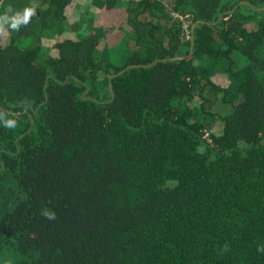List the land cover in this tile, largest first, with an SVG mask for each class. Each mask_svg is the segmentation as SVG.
Segmentation results:
<instances>
[{"label": "trees", "instance_id": "trees-1", "mask_svg": "<svg viewBox=\"0 0 264 264\" xmlns=\"http://www.w3.org/2000/svg\"><path fill=\"white\" fill-rule=\"evenodd\" d=\"M73 1L0 0V264H264V0Z\"/></svg>", "mask_w": 264, "mask_h": 264}, {"label": "rangeland", "instance_id": "rangeland-1", "mask_svg": "<svg viewBox=\"0 0 264 264\" xmlns=\"http://www.w3.org/2000/svg\"><path fill=\"white\" fill-rule=\"evenodd\" d=\"M101 2L102 0H74L69 7L68 16L63 20L65 27L61 28L60 32L69 35L82 33L89 26L92 28L95 21L101 24L96 31L99 32L104 46L109 49L110 53L117 54V59L114 56L115 60L122 63L130 51L131 36L125 28L116 23V15L111 10L105 11ZM181 18L184 23L189 24L186 16ZM187 29L189 30V25ZM40 34L44 41L53 40L51 27L43 28ZM44 47L49 53L55 51L48 43H44Z\"/></svg>", "mask_w": 264, "mask_h": 264}, {"label": "clouds", "instance_id": "clouds-1", "mask_svg": "<svg viewBox=\"0 0 264 264\" xmlns=\"http://www.w3.org/2000/svg\"><path fill=\"white\" fill-rule=\"evenodd\" d=\"M11 10H12V8H11V6H9L6 11H11ZM34 15H35V7L34 6L25 7L22 12H16L15 15H12L10 17H6V14L0 15V21H3V22L10 21V27L13 29H17L18 26L21 24L27 25ZM2 30H3V23H0V31H2ZM7 126L10 128L14 127L15 121L14 120L8 121ZM42 214L48 219H55V213H53V212H49V211L45 210Z\"/></svg>", "mask_w": 264, "mask_h": 264}, {"label": "built area", "instance_id": "built-area-1", "mask_svg": "<svg viewBox=\"0 0 264 264\" xmlns=\"http://www.w3.org/2000/svg\"><path fill=\"white\" fill-rule=\"evenodd\" d=\"M180 17H182L181 15H179ZM188 24L187 23H184V27L187 28Z\"/></svg>", "mask_w": 264, "mask_h": 264}]
</instances>
